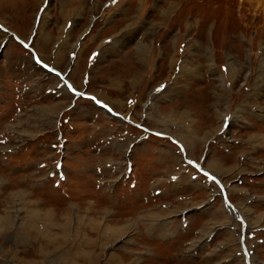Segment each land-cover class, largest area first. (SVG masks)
<instances>
[{
	"label": "rangeland",
	"instance_id": "374dc122",
	"mask_svg": "<svg viewBox=\"0 0 264 264\" xmlns=\"http://www.w3.org/2000/svg\"><path fill=\"white\" fill-rule=\"evenodd\" d=\"M259 1L0 0V264H264Z\"/></svg>",
	"mask_w": 264,
	"mask_h": 264
},
{
	"label": "bare ground",
	"instance_id": "6f19581e",
	"mask_svg": "<svg viewBox=\"0 0 264 264\" xmlns=\"http://www.w3.org/2000/svg\"><path fill=\"white\" fill-rule=\"evenodd\" d=\"M246 1H249V0H246ZM244 2H245V1H244ZM257 7L260 8V12H261V11L264 12V1H259ZM257 11H258V10H257ZM257 11H256V12H257ZM257 13H258V12H257ZM240 17H241V18L244 17L243 12H241ZM248 43H249V45H250V44H251V41H248ZM148 57H149V56H148ZM148 59H149V58H148ZM236 68H237V67H236ZM228 70H230V66H229ZM236 72H237V71H236ZM234 76H235V75H234ZM224 84H225V83H224ZM224 84H223V85H224ZM225 90H226V89H225ZM172 120H173V119H172ZM155 121H156V120H155ZM189 129H190V128H189ZM189 129H188V130H189ZM190 130H191V129H190ZM186 134H187V133H186ZM191 134H192V132H191ZM184 138H185V137H184ZM193 139H194V138H193ZM183 140H185V139H183ZM194 140H195V139H194ZM185 142H186L187 144L189 143V142H187L186 140H185ZM196 142H197V141H196ZM196 142H195V145H197ZM189 144H191V143H189ZM195 145H194V146H195ZM191 147H192V146H191ZM206 161H207V160H206ZM17 193H18V192H17ZM17 193H16V194H17ZM12 194H13V193H12ZM25 197H26V196H25ZM29 200H30V199H29ZM25 201H26V200H25ZM24 203H25V202H24ZM28 203L30 204V202H28ZM35 204H36V203H35ZM36 209H37V208H36ZM46 214H47V213H46ZM4 215H5V214H4ZM6 216H7V215H6ZM83 216H84V215H83ZM31 217H32V216H31ZM36 218H37V217H36ZM87 218H88V217H87ZM101 218H102V217H101ZM101 218H100V219H101ZM82 219H83V218H82ZM100 219H99V220H100ZM102 219H103V218H102ZM95 220H96V219H95ZM81 222H83V221H81ZM98 222H99V221H98ZM92 223H93V222H92ZM48 224H49V223H48ZM102 224H103V223H102ZM104 224H105V223H104ZM128 224H129V223H128ZM130 224H132V223H130ZM130 224H129V225H130ZM34 225H35V224H34ZM52 225H53V224H52ZM91 225H92V224H91ZM120 225H121V224H120ZM123 225H124V224H123ZM126 226H127V225H126ZM126 226H125V227H126ZM101 227H102V226H101ZM103 227H104V226H103ZM119 227H120V226H119ZM131 227H132V226H131ZM25 228H26V226H25ZM90 228H91V227H90ZM126 228H127V227H126ZM34 229H35V228H34ZM117 231H118V230H117ZM106 232H108V231H106ZM109 232H110V231H109ZM104 233H105V232H104ZM108 234H110V233H108ZM117 234H118V233H117ZM90 241H91V240H90ZM88 249H89V248H88ZM91 249H92V248H91Z\"/></svg>",
	"mask_w": 264,
	"mask_h": 264
},
{
	"label": "snow or ice",
	"instance_id": "6c2138e0",
	"mask_svg": "<svg viewBox=\"0 0 264 264\" xmlns=\"http://www.w3.org/2000/svg\"><path fill=\"white\" fill-rule=\"evenodd\" d=\"M113 2H115V0H113Z\"/></svg>",
	"mask_w": 264,
	"mask_h": 264
},
{
	"label": "crops",
	"instance_id": "0c3cea01",
	"mask_svg": "<svg viewBox=\"0 0 264 264\" xmlns=\"http://www.w3.org/2000/svg\"><path fill=\"white\" fill-rule=\"evenodd\" d=\"M247 256V255H246Z\"/></svg>",
	"mask_w": 264,
	"mask_h": 264
}]
</instances>
